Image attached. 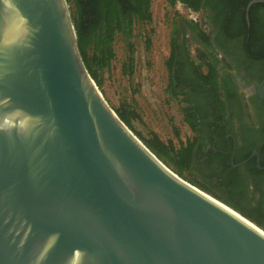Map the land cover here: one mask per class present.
<instances>
[{"label": "water", "instance_id": "water-1", "mask_svg": "<svg viewBox=\"0 0 264 264\" xmlns=\"http://www.w3.org/2000/svg\"><path fill=\"white\" fill-rule=\"evenodd\" d=\"M254 225L122 121L68 0H0V264H264Z\"/></svg>", "mask_w": 264, "mask_h": 264}, {"label": "trees", "instance_id": "trees-1", "mask_svg": "<svg viewBox=\"0 0 264 264\" xmlns=\"http://www.w3.org/2000/svg\"><path fill=\"white\" fill-rule=\"evenodd\" d=\"M155 0H68L72 19L78 35L81 54L87 69L100 89L103 88L104 74L109 71L114 58V45L117 37L123 35L127 43L133 37L149 39V34L141 31L146 25L153 22L152 6ZM174 7L178 0H167ZM189 9L199 12L208 6V0H181ZM253 0H219V4L226 8L222 26L223 33L231 41L241 43L243 53L251 62L264 61V0H257L248 10ZM176 15L180 18L179 12ZM248 16V18H247ZM175 19L172 38V56L167 62L170 74L168 92L173 98H178L180 87L185 84L193 87L192 95L199 100L224 105L225 94L221 88L217 64L219 60L213 59L206 50H198L201 65L196 59H188L180 67L179 53L182 44L178 42L180 26L188 23L193 32L201 36L209 48L212 47V38L199 28L193 20ZM184 27V26H183ZM186 30L184 29V34ZM186 43V40H183ZM151 47V41L147 42ZM186 45V44H185ZM131 48V46H130ZM134 53V48L131 50ZM186 52L188 49L186 48ZM131 66L134 59L131 58ZM130 66V67H131ZM206 67V68H205ZM193 72V79H186V72ZM264 75L259 78V82ZM194 104L193 99L186 100ZM115 111L122 121L134 132L140 140L166 165L174 170L181 178L208 193L215 199L232 207L244 217L264 230V181L255 178L261 177L263 172L256 165L255 159L244 167L234 168L233 164L247 160L252 148L244 154H238L234 162L229 156L225 157L220 146L209 149V153L202 151L200 139L193 137L183 141L180 139L179 128L174 127L178 142L172 139L164 140L157 133L144 136L136 128L141 122V116L134 106L128 101L121 102ZM184 122L191 130L201 135V123L195 106L183 108ZM207 118L203 124L209 125ZM203 140V138H201ZM205 149V148H204ZM205 154V159H204ZM202 159V160H201ZM204 159V160H203ZM248 175H244L243 169Z\"/></svg>", "mask_w": 264, "mask_h": 264}, {"label": "flooded vegetation", "instance_id": "flooded-vegetation-1", "mask_svg": "<svg viewBox=\"0 0 264 264\" xmlns=\"http://www.w3.org/2000/svg\"><path fill=\"white\" fill-rule=\"evenodd\" d=\"M178 3L184 4L181 0H178ZM196 13L198 20L195 22L199 24V28L203 32L212 38V47L209 48L204 39L197 32L191 30L188 23H184L183 26L186 27L189 33H192L190 42L197 58H199L198 50H206L208 54L212 55L213 59L219 60L216 68L225 96L223 99L224 105L217 104L216 106L213 102L209 104L210 101L205 102L199 100L196 95H192L193 87L189 86L187 90L190 94H185L186 87L185 84H182L178 95L181 99L182 109L195 106V111L200 117L201 135L194 133L189 127L190 131L194 138L198 137L200 139L199 143L202 151L209 153V149L212 147L213 152L216 153V147L220 146L223 149L221 151L224 156H229L231 162H234L236 155L244 154L252 148L250 157L254 153L258 155L250 161L255 159L256 165L263 172L261 177L255 179L263 182L264 99L259 94L258 85L264 80L259 82V78L264 75V61L251 62L243 53L241 43L229 40L223 33L222 26L224 25L226 8L219 4V0H208V6ZM261 17L264 19V12L261 13ZM183 26H180V34L183 32ZM178 42L182 44L178 55L179 66L183 67L191 58V53L186 52V45L181 36L178 38ZM198 60L201 61V59ZM192 74L193 72L187 71L185 74L186 79L194 80ZM191 98L194 104L186 102ZM182 113L184 116L183 111ZM205 118H207L206 123H209V125L203 124ZM243 173L248 175L245 168Z\"/></svg>", "mask_w": 264, "mask_h": 264}, {"label": "rangeland", "instance_id": "rangeland-1", "mask_svg": "<svg viewBox=\"0 0 264 264\" xmlns=\"http://www.w3.org/2000/svg\"><path fill=\"white\" fill-rule=\"evenodd\" d=\"M184 8V4L178 3L172 7L167 0H155L152 6L153 22L141 30L149 34V39L137 36L127 43L123 35L117 37L112 66L105 72L104 86L100 89L114 109L124 101L134 106L141 116L136 128L144 136L154 132L164 140L172 139L175 142L178 139L174 127L179 128L183 141L193 138L183 119L181 99L173 98L168 92L170 74L167 62L172 56L174 22L175 19H191L188 13H182ZM177 12L181 14L180 18ZM183 38L188 53H191L190 59H196L189 37ZM148 40L151 41V47H148ZM131 58L134 59L132 66ZM198 63L201 65L199 60Z\"/></svg>", "mask_w": 264, "mask_h": 264}, {"label": "crops", "instance_id": "crops-1", "mask_svg": "<svg viewBox=\"0 0 264 264\" xmlns=\"http://www.w3.org/2000/svg\"><path fill=\"white\" fill-rule=\"evenodd\" d=\"M186 7V6H185ZM185 10V13H188L191 9H189L188 7H186V9H184ZM183 11V10H182ZM192 11V10H191ZM193 13H196L195 11H193ZM188 19V18H187ZM188 20H191V19H188ZM184 29L186 30V27L184 28L183 27V32L181 33V38H183V37H189V39H191V35H192V33L190 32H188L187 30H186V32H185V34H184ZM180 35V34H179ZM183 40H184V38H183Z\"/></svg>", "mask_w": 264, "mask_h": 264}, {"label": "built area", "instance_id": "built-area-1", "mask_svg": "<svg viewBox=\"0 0 264 264\" xmlns=\"http://www.w3.org/2000/svg\"><path fill=\"white\" fill-rule=\"evenodd\" d=\"M182 11V10H181ZM185 11H182V13H184ZM188 14L190 15V17H191V20H193V21H197L198 19V17H197V13H193V11H189L188 12Z\"/></svg>", "mask_w": 264, "mask_h": 264}, {"label": "bare ground", "instance_id": "bare-ground-1", "mask_svg": "<svg viewBox=\"0 0 264 264\" xmlns=\"http://www.w3.org/2000/svg\"><path fill=\"white\" fill-rule=\"evenodd\" d=\"M255 227H256V224L254 225ZM263 235H264V230L263 229H261L260 227H256Z\"/></svg>", "mask_w": 264, "mask_h": 264}]
</instances>
